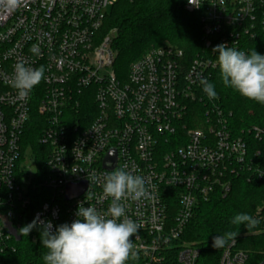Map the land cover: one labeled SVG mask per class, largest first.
Returning a JSON list of instances; mask_svg holds the SVG:
<instances>
[{
  "label": "built area",
  "instance_id": "built-area-1",
  "mask_svg": "<svg viewBox=\"0 0 264 264\" xmlns=\"http://www.w3.org/2000/svg\"><path fill=\"white\" fill-rule=\"evenodd\" d=\"M117 1L0 2V264L37 217L55 232L78 218L80 206L105 213V177L125 165L150 193L123 201L126 215L142 225L133 237L138 258L127 264H200L199 250L182 240L199 206L225 197L233 179L264 184V128L234 127L200 83L218 68L215 46L249 53V44L264 38V0H186L184 9L199 14L204 49L186 60L171 45L151 48L126 73L115 72L112 35L100 36ZM18 62L45 69L23 100L12 87ZM34 108L39 119L32 121ZM31 126L40 132L43 169L22 149ZM110 151L112 170L103 166ZM80 184L83 194L66 200L67 186ZM218 264L250 263L231 240Z\"/></svg>",
  "mask_w": 264,
  "mask_h": 264
},
{
  "label": "trees",
  "instance_id": "trees-1",
  "mask_svg": "<svg viewBox=\"0 0 264 264\" xmlns=\"http://www.w3.org/2000/svg\"><path fill=\"white\" fill-rule=\"evenodd\" d=\"M185 2L186 0H118L110 8L100 36L112 35L111 47L116 54V73H126L130 64L151 48L171 45L182 50L186 60H191L204 49L199 14L187 12L184 9ZM252 50L264 55L263 37L249 44V53ZM210 83L217 93L215 99L227 113H231L230 121L234 127L239 130L264 128V105L224 87L219 68L213 72ZM37 119L39 116L34 108L32 121ZM39 133L38 129L31 126L24 133L23 141L24 150H30L36 167L43 169L44 149L37 143ZM263 202L264 184H248L241 177L233 179L225 197L213 195L207 203L199 206L187 225L182 240L199 250L200 264H218L224 247L213 248V237L223 236L229 231L236 232L234 241L237 249L247 254L250 264L259 263L264 260V209L256 213V208ZM238 213L251 215L257 224L251 229L243 224H231L230 221ZM33 237L36 238L34 243ZM47 251L42 244L40 231L33 228L28 236H22L15 253L7 256L8 264H44L42 257Z\"/></svg>",
  "mask_w": 264,
  "mask_h": 264
},
{
  "label": "clouds",
  "instance_id": "clouds-1",
  "mask_svg": "<svg viewBox=\"0 0 264 264\" xmlns=\"http://www.w3.org/2000/svg\"><path fill=\"white\" fill-rule=\"evenodd\" d=\"M0 2L9 8L18 4V0ZM213 52L218 53L217 63L223 86L264 105V55L255 50L246 53L223 43L215 46ZM44 71L43 66L33 68L24 62L16 63L12 87L17 90L19 99H25L39 85L44 79ZM200 83L209 99L217 97L214 85L206 78H202ZM126 169L127 165L105 177L103 194L105 198H110L105 213L91 206H80L76 213L78 218L71 224L59 225L55 232L50 221H42L39 217L19 230L21 235L28 236L33 228L40 226L42 244L48 250L42 257L44 264H127L129 260L138 258L133 237L142 225L126 215L123 201H140L150 198V193L145 187V179ZM86 195L88 199L92 198L89 189ZM230 223L237 226L243 224L251 229L257 221L247 213H238ZM236 236L237 233L231 231L223 236L217 235L213 237L212 246L223 248Z\"/></svg>",
  "mask_w": 264,
  "mask_h": 264
},
{
  "label": "water",
  "instance_id": "water-1",
  "mask_svg": "<svg viewBox=\"0 0 264 264\" xmlns=\"http://www.w3.org/2000/svg\"><path fill=\"white\" fill-rule=\"evenodd\" d=\"M115 164V153L114 151H110L108 153V156L106 157L105 161H104V168L108 169V170H112ZM85 190V184H80V185H69L66 188V200H70L72 198L78 197L80 195L83 194ZM10 230V234L12 236H16V233L13 229H9ZM20 238L16 236V241H19Z\"/></svg>",
  "mask_w": 264,
  "mask_h": 264
},
{
  "label": "rangeland",
  "instance_id": "rangeland-1",
  "mask_svg": "<svg viewBox=\"0 0 264 264\" xmlns=\"http://www.w3.org/2000/svg\"><path fill=\"white\" fill-rule=\"evenodd\" d=\"M109 10L110 9H108V12H109ZM23 147H22V149L24 150V147H25V143H24V141H23V145H22ZM24 152H25V157L26 156H29V154L31 153L30 152V150H24ZM27 154V155H26ZM257 210H256V213H259L262 209H264V202L262 203V204H259L258 206H257V208H256ZM185 242V241H184ZM186 244H188L187 242H186ZM188 245H191V244H188ZM191 246H193V245H191Z\"/></svg>",
  "mask_w": 264,
  "mask_h": 264
}]
</instances>
